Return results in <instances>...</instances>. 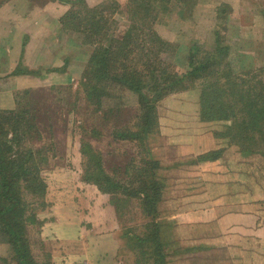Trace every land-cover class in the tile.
Here are the masks:
<instances>
[{"label":"rangeland","instance_id":"1","mask_svg":"<svg viewBox=\"0 0 264 264\" xmlns=\"http://www.w3.org/2000/svg\"><path fill=\"white\" fill-rule=\"evenodd\" d=\"M106 1L110 0L103 2ZM115 1L118 9L108 15V28L104 31L109 29L115 40H121L132 25L140 26L141 37H146L145 46L151 50L150 60L155 62L149 76L152 77L156 62L160 60L162 76L157 86H177L172 84L174 79L165 81L172 79L170 71L181 82L177 88L158 96L157 90L152 89L155 80L148 76L144 79L142 94L148 96L152 110L140 107L138 94L128 89L126 82L112 78L120 73L118 69L124 62L123 58L107 62V66L101 62L88 63L94 46L107 47L110 43L106 37L93 36L90 43L93 48L82 52L83 69L77 76L76 90L71 92L79 102L60 119V122L65 121L70 132L65 139L53 134L50 140L45 139L36 146L51 148L47 153L48 165H39L40 173L47 179L69 172L75 180L80 176L82 186L94 185L86 180L88 155L84 152V144L90 142L94 148L100 149L105 140L98 137L104 134L113 146L104 157L105 171L111 177L124 185L132 183L130 191L133 193L135 189L138 193L140 190L147 192L146 187L140 186L151 176L161 181V187L164 186L161 188L163 199L158 207V216L162 218L160 232L169 243L170 264H264V133L259 131L261 125L254 126L253 116L243 122L236 116L238 126L232 117L203 120V103L199 99L203 81L191 82V78H187L189 54H194L195 60L204 59L206 50H218L219 46H229L230 54L223 65L229 63L226 68L234 74L249 70L251 74L254 69L264 67V0H238L237 3L234 0H196L188 9H181L176 2L173 5L170 2L150 13L146 10L138 13L137 8H128V0ZM240 3L245 5L241 7ZM220 9L224 12H219ZM242 25H253V28L251 32L247 29L245 32ZM216 31H219V36L215 35ZM152 33L160 39L155 41L150 36ZM166 43L170 47H164ZM125 45L127 43L120 50ZM153 49H159L157 56L153 55ZM139 53H125L128 60L131 59L128 66L141 55ZM97 56V59L101 57L100 51ZM218 57L223 59V56ZM156 75L160 74L157 72ZM244 77L246 84L252 85L254 79ZM70 103L59 107L65 111L64 107H70ZM226 110L230 116L236 115ZM148 114L153 117L151 124H148ZM123 126H127L131 135H127L129 141L121 143L114 136L117 130L122 133ZM229 128L235 133L232 142L224 135L219 136L221 133L229 134ZM213 150H220L218 158L198 157ZM143 161L150 163L143 165ZM154 162L160 166H150ZM135 165L144 170L136 173ZM93 167L94 163H91L87 171ZM24 191L21 199L27 209L26 230L31 254L37 264H46L47 261L49 264H61L58 261L60 255L64 256L70 250L80 255L78 264H83L84 257L90 252L94 258L89 259L99 258L97 264L150 263L151 245L146 238L149 239L151 219L134 196L126 198L116 194L118 196L112 198L107 194L110 205L113 206L114 200L120 202L114 222L110 216L107 222L101 221L103 215H107L103 210L90 213L84 208L83 228L77 236V230L62 223L44 227L46 220L43 215L48 210L46 199L44 203ZM214 205L220 208L210 209ZM204 211L209 216L217 212L210 221L185 222L188 216L207 217ZM219 211H226L229 215L238 211L243 216L251 215L252 220L244 221V225L228 219L225 232L220 233L216 225ZM208 223H214V226ZM112 226L114 230H111ZM92 242L91 251L88 243ZM61 246L62 254L52 253L53 248ZM11 253L9 248L6 264H17ZM54 256H57L56 260Z\"/></svg>","mask_w":264,"mask_h":264},{"label":"trees","instance_id":"2","mask_svg":"<svg viewBox=\"0 0 264 264\" xmlns=\"http://www.w3.org/2000/svg\"><path fill=\"white\" fill-rule=\"evenodd\" d=\"M3 1L4 0H0V4ZM170 2L171 5L176 2L181 9H188L194 6L196 0H128L127 7L137 8L138 13H141L142 10H146L150 13L159 7L164 8L169 5ZM71 7L72 8L67 12L63 20L64 22L66 20L65 25L68 23L67 26L72 25L73 30L83 34V42L91 43L93 36L96 37L100 35L110 40L107 47L98 48L94 46V51L90 53L88 63L100 64L101 62L103 63L102 65L105 66L107 62H116L120 58H123L124 62L122 61L121 67L118 69L120 73L112 78H117V81L126 82L128 89L138 94L140 107L152 110V106L149 105L148 96L142 94V87L144 86V79L148 78L150 74V70L152 73V66L155 62L153 63L150 60L149 56L151 50L145 46L146 37H141V27L132 25L121 40H115L114 36L110 34L109 29L107 32L104 31L108 28L106 21L109 20L108 15L116 12L118 9L115 0L102 2L93 7H89L83 0H74L72 1ZM222 7L225 6L222 5ZM219 12H224V9H220ZM100 14H103L105 19L101 17ZM68 19L71 21L68 22ZM72 21H76L80 24L77 23V25H73V23H71ZM215 35L219 36V31H216ZM150 36H152L155 41L160 39L157 38L156 33H152ZM152 37L151 39H153ZM124 43H127V45L120 50V47ZM166 46H169V44L166 43L164 47ZM217 48L219 49L211 50L210 48L211 51L206 50L204 59L201 58L200 60H195V55L192 53L189 54L187 78H191V82L200 79L203 81L199 92L200 102L203 103L202 119L217 120L232 117L234 123L238 126L239 123L236 121V116L241 119L242 122L247 117L253 116L254 126L258 127V125H261L259 131L264 133V67L254 69V73L251 74V70L234 74L231 69L226 68V65L228 66L229 63L223 65L225 58L230 54L229 46H219ZM99 51L101 52V57L97 59ZM133 51H138L141 55L139 53L140 56L128 66L127 63H129L131 59L128 60V55L125 53L131 54ZM158 53L159 49H153V55L157 56ZM218 56H223V59ZM156 64L157 67L152 75L155 80L152 89L154 91L157 90L156 92L159 93V96L163 95V92L165 93L177 88L181 79L177 81L176 74L172 75V71H170L169 77H172V79H165V81L172 82L174 79L172 84L177 86L173 87L169 85L170 87L165 88L160 85L157 86V81L162 76V70L159 67L160 60H158ZM157 72L160 75H156ZM244 76L254 79L253 83H251L252 85L246 84V78ZM107 77L109 76L107 75ZM180 86L182 87V85ZM66 92H70V89H66ZM56 104L58 105V103ZM56 104H52L49 111L61 114L62 107L57 108ZM63 104L64 103H61L59 106ZM74 106L75 103L71 102L70 107L65 106L64 109L66 108L65 110L70 112V110L74 109ZM226 109L231 110V113L236 115L230 116ZM46 112H48V109ZM35 114L34 112L31 113L24 110L23 112L16 113L14 118H7L5 121L0 119V233H3L5 237L4 240L9 244L17 264H37L35 258L32 256L33 254H31L30 237L27 233L25 224L28 218L26 215L27 209L22 203L21 197L23 196V190H25L24 192L27 191L26 194L31 193L35 195L37 199H41L42 202H44L46 183L41 176V168L39 165H47V153L51 148L44 145L36 146L37 144H42L45 139L46 141L50 140L53 135L52 132L42 135L38 131ZM148 116H146L148 117V124H151L152 121L150 120L153 117L150 114H148ZM15 124H17V129H14L12 135L8 136V129ZM19 128H23L24 130H20ZM120 131L121 130L116 131L114 138L121 141V143L129 141V136L127 135L131 134L127 126H123L122 133H120ZM228 132L229 134L227 135L221 133L219 136L224 135L229 142H232L235 139V133L231 128L228 129ZM240 132L241 131H239V133ZM103 135L104 134H102L101 137ZM132 135L134 136V134ZM84 150L88 155L85 161L87 172V174L85 172L87 175L86 180L94 184L102 193L112 196V198L118 195L125 196L126 198L134 196V198L140 201L141 208L145 215L150 217L151 230L149 232V239L146 238L151 245L149 264H170L168 259L169 250H167L169 243L166 241L162 232H160L162 218L158 216V207L163 199L161 188H164V186L161 187V181H157L153 176L147 177L149 181H146L144 178V184L142 183L140 187H146L147 192L140 190L141 192L138 193V190L135 189L133 193L130 191L132 183L127 185L121 184L105 171L104 156L99 150L95 149L90 142L84 144ZM219 153L220 150H213L212 152L205 155L202 154L198 157L200 159L203 157L216 159L219 157ZM122 154L125 155V151H123ZM91 163H94V167L90 169V171H87V166ZM145 163L150 162L143 161V165H145ZM158 165V163L154 162V164L150 166L155 168ZM133 168H135L136 173L139 170V172L144 170L143 167L141 168L138 165L133 166ZM19 188H21V191ZM113 206L117 215L120 202L114 200ZM29 218L32 217L29 216ZM46 264H49V262L47 261Z\"/></svg>","mask_w":264,"mask_h":264},{"label":"crops","instance_id":"3","mask_svg":"<svg viewBox=\"0 0 264 264\" xmlns=\"http://www.w3.org/2000/svg\"><path fill=\"white\" fill-rule=\"evenodd\" d=\"M72 1L74 0H5L0 4V119L2 121L14 118L16 113L27 110L36 113L37 128L42 135L52 132L57 135V138L61 135L65 139V136L70 132L65 121L60 122L61 117H65L69 112L62 110V114H56L49 111L50 106L58 103L56 105L59 108L61 103H77V97L71 92L76 90L77 76L83 69L82 52L89 47L88 51L93 48L90 43L82 41V33L73 30L72 25L67 26L68 23L65 25L66 20L64 22L63 18L72 8ZM83 1L89 7H93L105 0ZM221 1L225 2V0ZM237 1L234 0V3ZM76 21L71 23L77 25ZM242 26H244L245 32H247L245 29L251 32L253 28V25ZM66 89H70V92H66ZM47 109L49 113L46 112ZM14 129H17V124L8 129V136L12 135ZM19 129L24 130L23 128ZM101 138L105 140L102 148H95L106 157L113 146L109 144V137L103 135ZM48 162L47 160V165ZM41 176L46 183L44 199L48 203V210L43 215L46 220L44 227H48L52 223L54 225L62 223L77 230L76 235L79 236L81 234L79 232H82L80 228L84 218L82 214L84 208L90 213L96 210L101 213L103 210L104 213H107L101 219L103 222H107L109 216L111 222L115 221V208L108 203L110 197H107L108 195L102 193L95 185L82 186L83 182L81 179L79 181V175L77 180L69 172H63L53 177L49 176L47 179L45 175L41 174ZM78 181L79 183H77ZM219 208L220 206L214 205L210 209ZM216 212L209 216V213L204 211L203 213L207 217L192 218H189L188 212L185 222L195 224L201 221H210L213 216L215 217ZM237 212L232 215L226 211L218 212L216 225L220 233L225 232L224 227L228 219L232 223H243L244 225H246L244 221L252 220L251 215L250 217L249 215L243 216L242 213ZM208 225L214 226V223H208ZM114 229L115 227L112 226L111 230ZM4 238L0 233V264H6L5 261H8L6 253L10 246ZM88 244L92 251L93 247L91 246L94 243ZM69 245L72 246L71 243ZM52 251L53 254L57 252L60 255L63 248L62 246L59 249L53 248ZM91 253L84 257L83 264H97V261L99 263V258L89 259L90 257L94 258ZM57 256H54L55 260ZM60 256L61 258L58 256V261H61V264L79 263L77 259L80 255L74 254L72 250L64 256Z\"/></svg>","mask_w":264,"mask_h":264}]
</instances>
